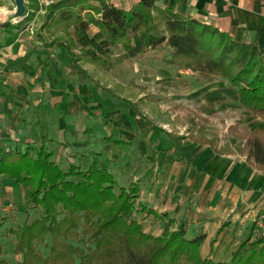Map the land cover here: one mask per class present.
<instances>
[{
  "label": "trees",
  "instance_id": "trees-1",
  "mask_svg": "<svg viewBox=\"0 0 264 264\" xmlns=\"http://www.w3.org/2000/svg\"><path fill=\"white\" fill-rule=\"evenodd\" d=\"M89 1L57 0L46 6L38 29L41 32H37L39 37L43 38L44 32L51 37L50 41H43L45 48H63L74 64L90 63L109 70L121 62V57L105 58L93 48L80 47L69 32L72 25L87 17L109 46L121 45L124 50L130 48L134 33H150L159 26L167 34L166 45L171 50L164 60L166 64L190 71L194 86L215 78L225 80L235 88L238 105L264 119V49L256 43L239 41L212 25L160 7L156 0H139L128 11L108 6L104 0H99L100 8H95ZM38 8L37 0H28L20 15L23 18L12 22L10 17L0 23V29L12 34L13 30L26 27ZM90 11L99 14L98 17L90 15ZM23 60L21 57L8 62L5 70ZM55 68L56 62L44 59L41 77H49ZM156 83L165 90L186 87L191 82L167 76ZM123 100L142 114L135 103ZM150 125L151 142L157 141L163 132L179 148L185 138L151 122ZM32 130L34 141L25 148L0 146V178L14 180L29 190L28 204L40 210L37 218L30 220L26 216L16 228L5 230L14 237V251L22 258L15 262L0 258V264H264V236L255 238L249 245L253 224L232 251L231 258L222 262L201 256L199 246L204 235L186 237L184 220L176 230L163 236L144 231L136 219L128 218L132 212H144L158 219L166 214L139 202L138 183L120 185L107 163L100 160V153H92L86 168L80 163H70L64 169L52 159L53 152L47 148L51 139L46 124L37 120ZM244 131L242 151L246 161L264 172V129L244 128ZM188 136L216 148V139ZM103 141L117 146L128 143L113 134L103 137ZM227 224L222 223L216 235ZM2 226L0 222V229ZM70 240L91 246L85 248ZM39 244L47 245L46 255L38 249Z\"/></svg>",
  "mask_w": 264,
  "mask_h": 264
},
{
  "label": "rangeland",
  "instance_id": "rangeland-1",
  "mask_svg": "<svg viewBox=\"0 0 264 264\" xmlns=\"http://www.w3.org/2000/svg\"><path fill=\"white\" fill-rule=\"evenodd\" d=\"M25 1L23 0L24 5ZM0 8L7 13L5 17L0 15V23L10 17L12 22L23 18L16 14L17 8L13 0H0ZM38 24L37 20L29 21L26 27L14 30L10 40L7 33L0 29V50L10 47L8 53L0 54V98L9 93L11 100H21L27 105L16 125V136L20 137L17 140L0 139V146L6 149L25 148L34 141L32 129L36 128L37 120H41L46 124L51 139L47 148L53 152L52 159L59 166L65 169L70 163H80L86 168L92 153H100V160L107 163L118 183L124 186L158 173L160 165L173 159L175 155L172 151L175 142L163 132L157 141H150V122L167 132L183 135L191 140L193 139L189 134L216 139L214 142L217 151L235 150L245 154L240 150L245 144L244 128L248 127L235 123L243 115L235 89L227 82H213L211 86L217 85V91L214 88L208 91L211 86L202 88L205 91L202 98L209 95V92H214L215 96L211 100L214 105H218L219 100L228 104L222 113L202 115L203 113L189 108L192 106L188 103L189 95L196 90L191 86L192 82L185 89L172 87L162 90L155 81V78L172 75L165 66L156 62L168 58L169 53L164 48L152 54L154 64L137 72L125 68L115 70L114 67L103 70L90 63H80L75 66L67 65L70 70L52 71V75L42 82L39 68L43 59L48 56V50L35 34ZM6 43L9 45L4 46ZM17 54L26 57L24 63L14 71H5L3 61L8 55ZM143 94L145 96L139 99ZM123 99L135 103L142 114L136 113ZM4 120L2 126L5 128L0 126V131L7 132L8 119ZM200 128L202 131H199ZM110 134L129 143L124 146L106 144L103 137ZM0 182V222L3 225L0 229V258L14 262L17 261L14 237L5 230L8 227L16 228L26 216L30 220L37 218L40 210L28 204L29 190L4 177ZM136 219L140 220V217L136 215ZM157 219L150 216L147 225L157 226ZM158 220L161 221L162 218ZM256 220L258 218L253 219L249 225L250 228L253 224L249 245L255 238L264 236L263 228H258ZM70 242L85 248L91 246L76 240ZM47 243L49 244V240ZM38 249L43 255L48 252L47 245L39 244Z\"/></svg>",
  "mask_w": 264,
  "mask_h": 264
},
{
  "label": "crops",
  "instance_id": "crops-1",
  "mask_svg": "<svg viewBox=\"0 0 264 264\" xmlns=\"http://www.w3.org/2000/svg\"><path fill=\"white\" fill-rule=\"evenodd\" d=\"M55 1L57 0H37L39 8L33 20L39 22L35 27V34L42 45L43 41H50L51 37L49 38L45 32L43 38L39 37L37 32H41L38 29L44 20L46 6ZM104 1L108 6L128 11L139 0ZM27 3L28 0L25 1V6ZM89 3L95 8H100L99 0H90ZM156 4L212 25L239 41L254 42L258 48L264 49V0H156ZM0 10V15L5 17L6 10L2 8ZM90 14L95 17L99 15L93 11H90ZM69 31L80 47L93 48L105 58L121 57V62L113 66L115 70L125 68L137 72L143 67L147 69L149 68L147 66L154 64V60L151 59L153 53L161 48H164L169 55L171 52L166 45L167 34L163 33L159 26L150 33L142 31L134 33L130 39V48L127 50H124L121 45L109 46L103 34L86 18L72 25ZM7 38L10 40L11 34H7ZM6 45L9 44L6 43L4 46ZM9 50V46L3 47L0 54L5 55L4 53H8ZM46 50H48L46 51L48 56L44 59L56 62L54 72L67 69V65H76L71 63L63 48L52 47ZM21 57L19 54L8 55L3 61V69L5 70L8 62ZM164 60L156 62L165 66L167 72L172 74L171 76L192 82L191 72L168 65ZM23 61L10 70L14 71L17 66L24 63ZM41 69L42 64L39 68V78L43 82L45 78L41 77ZM157 79L160 78H155V81ZM217 80L223 79L215 78L201 86L192 84L191 86L196 90L189 95L188 103L192 105L189 108L203 113L202 115L222 113L227 109L228 104L223 100H219V104L214 105L211 101L215 96L214 92H209V95L204 98L201 97L205 92L202 88L211 86ZM185 88L188 86L173 89ZM212 88H217V85L211 86L208 91ZM144 96L145 94L140 95L139 99ZM11 98L9 93L0 98V126L4 125V119H8L6 129L8 131L1 130L0 139L17 140L20 137L16 136V125L20 122L27 105L21 100L14 102ZM239 108L242 110L243 118L238 119L236 124L247 126L249 130L264 129V119L240 106ZM172 151L175 152L173 159L163 162L157 169L158 173H154L149 178H140L136 182L139 186V202L154 209L157 213H165L166 216L161 221L156 218L157 226L147 225V219L150 216L155 217L146 215L144 212H132L128 218L136 219L138 215L140 220H136L143 230L157 236H163L168 231L176 230L179 222L184 220L186 237L204 235L199 246L202 257L210 258L215 262L228 261L252 220L264 217V172L249 164L245 154L239 151L218 153L217 148L189 138L181 140L180 147H174ZM10 185L9 183L8 189ZM222 223L228 224L216 235ZM21 258V254H17L16 260L20 261Z\"/></svg>",
  "mask_w": 264,
  "mask_h": 264
},
{
  "label": "water",
  "instance_id": "water-1",
  "mask_svg": "<svg viewBox=\"0 0 264 264\" xmlns=\"http://www.w3.org/2000/svg\"><path fill=\"white\" fill-rule=\"evenodd\" d=\"M15 5H16V8H17V11H16V14L17 15H21L24 11V3H23V0H13Z\"/></svg>",
  "mask_w": 264,
  "mask_h": 264
},
{
  "label": "built area",
  "instance_id": "built-area-1",
  "mask_svg": "<svg viewBox=\"0 0 264 264\" xmlns=\"http://www.w3.org/2000/svg\"><path fill=\"white\" fill-rule=\"evenodd\" d=\"M263 223H264V217H260L258 220H256V224H257L258 228H263V232H264Z\"/></svg>",
  "mask_w": 264,
  "mask_h": 264
}]
</instances>
